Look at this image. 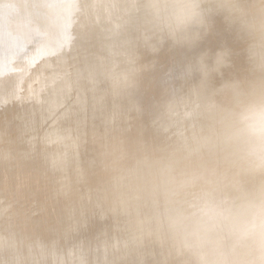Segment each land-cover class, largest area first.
<instances>
[{
    "label": "rangeland",
    "instance_id": "obj_1",
    "mask_svg": "<svg viewBox=\"0 0 264 264\" xmlns=\"http://www.w3.org/2000/svg\"><path fill=\"white\" fill-rule=\"evenodd\" d=\"M135 3L79 0L66 15L70 0H0V264H158L109 177L150 135L171 72L242 45L217 17L195 48L161 47Z\"/></svg>",
    "mask_w": 264,
    "mask_h": 264
},
{
    "label": "clouds",
    "instance_id": "obj_2",
    "mask_svg": "<svg viewBox=\"0 0 264 264\" xmlns=\"http://www.w3.org/2000/svg\"><path fill=\"white\" fill-rule=\"evenodd\" d=\"M134 9L161 47L195 48L217 17L242 47L203 51L169 74L150 135L109 177L112 194L158 264H264V0H136ZM240 54L244 67L225 78Z\"/></svg>",
    "mask_w": 264,
    "mask_h": 264
},
{
    "label": "bare ground",
    "instance_id": "obj_3",
    "mask_svg": "<svg viewBox=\"0 0 264 264\" xmlns=\"http://www.w3.org/2000/svg\"><path fill=\"white\" fill-rule=\"evenodd\" d=\"M97 1H99V0H97ZM78 4H79V0H70V6H69V8H72V10H70V11H68V12H66L65 11V14L66 15H71L73 12H74V10L75 9H77L79 6H78ZM71 13V14H70ZM40 21H41V19H40ZM125 21V20H124ZM134 21V20H133ZM138 21V20H137ZM40 22L39 21H37V23H36V25H38ZM138 23H139V21H138ZM124 24H126V22L124 23ZM131 24V23H130ZM125 26V25H124ZM127 26V25H126ZM129 26V25H128ZM126 28V27H125ZM129 28V27H128ZM129 31V30H128ZM48 37V36H47ZM226 37V36H225ZM51 40V37H48V38H43V39H41L40 41H42V43H39L35 48H33L34 50V52H37V51H35V50H37V47L38 46H40V45H47V42L48 41H50ZM226 40V39H225ZM232 40V39H231ZM222 43V42H221ZM42 47V46H41ZM41 53V52H40ZM39 54V53H38ZM34 54H31V56H33ZM43 69V68H42ZM55 69V68H54ZM56 70V69H55ZM42 71V73L44 72V73H48V72H46V71H43V70H41ZM53 71V70H52ZM51 71V72H52ZM59 71V70H58ZM55 72V71H54ZM41 73V74H42ZM42 74L43 76H48V75H50L49 73H48V75H45V74ZM53 73V72H52ZM39 74H40V72H39ZM43 76H39L40 78H42ZM48 78V77H47ZM41 80V79H40ZM38 98H41V97H38ZM39 102H37V103H35V104H38ZM41 103V102H40ZM29 106V105H28ZM37 108V107H36ZM22 111L23 110H21V113H22ZM18 112H20V110L18 109ZM18 112H16V113H18ZM41 112V111H40ZM20 113H18V115H19ZM21 115V114H20ZM23 121V120H22ZM16 122H18V121H16ZM20 122V121H19ZM19 125V123L18 124H16V126H18ZM36 141V140H35ZM37 144V143H36ZM34 146H35V144H34ZM37 154V153H36ZM36 166V165H35Z\"/></svg>",
    "mask_w": 264,
    "mask_h": 264
}]
</instances>
